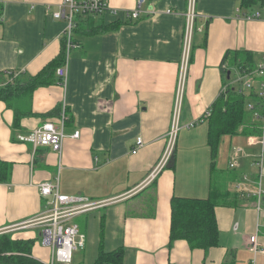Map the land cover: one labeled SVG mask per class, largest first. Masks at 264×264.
I'll return each instance as SVG.
<instances>
[{
	"label": "crops",
	"instance_id": "0c3cea01",
	"mask_svg": "<svg viewBox=\"0 0 264 264\" xmlns=\"http://www.w3.org/2000/svg\"><path fill=\"white\" fill-rule=\"evenodd\" d=\"M61 1L0 0V73L27 82L58 59L66 24L52 13ZM241 1L196 0L194 28L201 31L192 36L180 89L187 0H146L137 20L124 16L136 0H107L115 14L77 19V47L67 52L65 46V87L53 73L50 83L33 91V114L18 125L12 108L0 101V161L10 168L0 183V235L33 240L32 257L47 262L42 256L48 249L35 238L41 227L25 224L48 211L52 196L42 198L40 185L50 182L58 195L98 203L67 221L85 236L71 264H94L101 250H121L116 264H264V205L257 210L253 198L259 179L255 147L246 137L225 136L213 159L207 142L208 110L234 78L235 62L243 61L234 55H250L254 66L264 59V1L240 8ZM255 14L259 19L237 17ZM7 82L3 76L0 88ZM63 105L60 154L17 141L47 121L58 123ZM175 116L170 162L147 181ZM138 138L142 146L132 154ZM233 146L251 156L230 169ZM210 195L218 201L219 246L205 252L176 241L169 249L171 199Z\"/></svg>",
	"mask_w": 264,
	"mask_h": 264
},
{
	"label": "built area",
	"instance_id": "2783aa9c",
	"mask_svg": "<svg viewBox=\"0 0 264 264\" xmlns=\"http://www.w3.org/2000/svg\"><path fill=\"white\" fill-rule=\"evenodd\" d=\"M146 0H136L135 9L124 13L127 19L137 20L141 14V8L145 4ZM196 0H187V15L185 25V35L183 43V59L180 72L179 89L182 84V78L186 72L188 51L191 46L192 36L195 31L200 32L201 29L194 28L196 19L195 13ZM108 12L115 14L114 11H109L107 8V0H62L58 5V9L52 13V18L58 21H64L66 28L63 36L67 52L74 47H77L74 43L73 36L76 28V20L80 18H86L91 16H101ZM239 12V10H237ZM170 13V11H166ZM151 14V13H150ZM242 18L245 21L259 19L260 14L255 15H243ZM56 76L59 83L65 87L66 85V64L56 70ZM230 85H234L239 88L242 94H248L255 92L258 98L261 100L262 108L259 112L261 116H258L254 110V104L247 102L246 109L253 112V117L256 119L260 117L261 121V135L257 137H246L248 147L258 148V152L253 157V166L258 170V182L256 184V190L253 194L255 198V208L260 209L261 205H264V189L262 187V179H264V61L257 64L252 69L237 70L234 78L230 81ZM252 91V92H251ZM66 108L63 105L61 113L58 118V123L47 121L38 128L30 131L27 134L19 135L17 141L31 145L34 149L39 147H49L54 153L60 154L63 147L65 135L63 132L64 122L66 120ZM208 115V113H207ZM177 120L176 116L168 135V143L166 149L156 166V168L149 175L147 181H152L156 178V175L164 169L168 162H170L176 136H177ZM74 137H78V132H75ZM142 146L140 138L137 139L136 147L132 149L131 153L135 154L137 149ZM249 155L246 150L240 146H233L229 156V168L235 169L239 166L240 159ZM243 180L247 181V176H243ZM56 188L50 182H45L40 185V196L47 198L52 196L49 209L43 217H40L34 222H28L25 225L28 227L40 226V239L41 243L46 249L48 248L50 253L49 261L43 264H71L73 252L84 246V237L80 235L77 226L68 224V219L75 216L93 210L98 203H87L86 200L80 197H68L64 195H58L55 191ZM24 225H19L14 228H21ZM24 228V227H23ZM252 245V251H256V238L251 237L249 240Z\"/></svg>",
	"mask_w": 264,
	"mask_h": 264
},
{
	"label": "trees",
	"instance_id": "16d2710c",
	"mask_svg": "<svg viewBox=\"0 0 264 264\" xmlns=\"http://www.w3.org/2000/svg\"><path fill=\"white\" fill-rule=\"evenodd\" d=\"M256 2L258 0H242L239 6L240 8H248ZM262 6H264V2H262ZM80 22L78 26L84 25L85 27L88 25L87 21L82 24ZM65 41L63 38L58 59L48 63L41 69L39 74L30 78L27 82L19 81L11 72L9 74L7 72L0 73V80L3 76L8 78V82L0 88V101L14 111L15 125H18L21 117L33 114L29 104L33 91L50 83L52 74L55 73L56 75V69L64 65ZM234 57L235 60L236 58H243L242 62H235L236 71L254 68V65L251 64L252 58L250 55L242 53V56L234 55ZM245 57H248V59L244 61ZM223 73L226 74L227 71L223 70ZM247 102L253 103L255 113L261 116L259 112L262 103L257 94L255 92L242 94L239 88L234 85H227L219 98L211 104L207 117V142L211 148L213 159L217 155L218 146L223 137H257L261 135L260 117L255 119L253 112L246 109ZM9 170L10 168L0 161V183L7 181L10 175ZM217 204V199L212 195L203 200L173 197L170 202L168 248L171 249L176 241L185 242L191 250L206 252L211 248H215V246L218 247L220 234L214 213ZM33 245V240L22 241L14 239L8 234L0 235V264H43L32 257ZM121 254V250L109 253L101 250L94 264L119 263Z\"/></svg>",
	"mask_w": 264,
	"mask_h": 264
},
{
	"label": "rangeland",
	"instance_id": "374dc122",
	"mask_svg": "<svg viewBox=\"0 0 264 264\" xmlns=\"http://www.w3.org/2000/svg\"><path fill=\"white\" fill-rule=\"evenodd\" d=\"M255 150H256V152H258V148H255ZM231 151V150H230ZM231 186H232V184H230ZM230 185H229V187H230ZM231 188V187H230ZM78 223L79 224H81V225H83L84 226V224L86 223L85 222V217L84 216H81L80 217V220H78ZM36 231V230H35ZM95 233V232H94ZM35 238H36V242L37 243H39V241H40V236H39V234H38V231L37 232H35ZM48 249V248H47ZM81 253V251L80 250H78L77 252H73V256L75 257L76 255H79ZM105 253H107V252H105ZM42 259L43 260H45V261H49V259H50V255H49V250L47 251V253H46V255H44V256H42Z\"/></svg>",
	"mask_w": 264,
	"mask_h": 264
},
{
	"label": "water",
	"instance_id": "95a60500",
	"mask_svg": "<svg viewBox=\"0 0 264 264\" xmlns=\"http://www.w3.org/2000/svg\"><path fill=\"white\" fill-rule=\"evenodd\" d=\"M227 75H229V72L227 73Z\"/></svg>",
	"mask_w": 264,
	"mask_h": 264
}]
</instances>
